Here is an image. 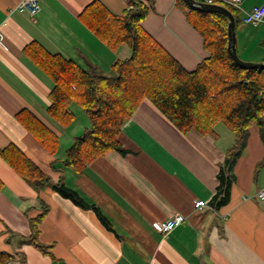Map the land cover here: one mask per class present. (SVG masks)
Segmentation results:
<instances>
[{
    "label": "crops",
    "instance_id": "0c3cea01",
    "mask_svg": "<svg viewBox=\"0 0 264 264\" xmlns=\"http://www.w3.org/2000/svg\"><path fill=\"white\" fill-rule=\"evenodd\" d=\"M20 1L0 0V148L14 144L53 181H63L97 205L113 230L50 186L38 190L0 156V251L15 254L8 264H264V200L257 196L264 191L260 128L250 126L233 167L230 199L219 209L209 202L234 136L219 124L217 138L183 133L146 98L121 127L124 153L108 151L81 173L62 170L66 149L88 119L76 104L68 126L49 115L53 82L24 54V46L36 40L98 74H108L131 48L109 49L81 21L79 13L93 0H39L35 15L16 10ZM99 1L113 13L126 7L125 0ZM142 1L149 8L143 28L185 69L194 70L209 57L177 0ZM260 4L264 0H243L241 7L247 11ZM236 48L246 61H264V20L256 27L241 22ZM22 110L59 134L53 154L18 119ZM196 200L207 203L195 209ZM41 202L49 206L39 225V241L51 246L47 254L24 240L30 235L27 213L34 214ZM177 213L187 221L160 234L157 222Z\"/></svg>",
    "mask_w": 264,
    "mask_h": 264
},
{
    "label": "trees",
    "instance_id": "16d2710c",
    "mask_svg": "<svg viewBox=\"0 0 264 264\" xmlns=\"http://www.w3.org/2000/svg\"><path fill=\"white\" fill-rule=\"evenodd\" d=\"M125 1L121 13H113L101 1L93 0L78 15L109 49L114 51L121 44L130 46L131 55L116 61L108 74L85 70L36 40L23 48L24 54L53 82L49 115L68 126L75 119L72 105L76 104L88 119L83 133L74 137L66 149L60 167L81 173L108 151L124 153L119 141L121 127L146 98L183 133L195 130L217 138L215 127L223 124L233 134L234 143L226 149L219 165L218 184L209 202L219 209L230 199L233 167L246 146L250 126L260 128L264 143V68L243 69L232 61L227 51L225 15L192 9L177 0L210 54L189 71L143 28L148 6L142 0ZM222 5L233 13L237 31L241 24L239 12ZM17 116L41 146L53 154L59 145V134L30 111L22 110ZM0 156L38 190L50 186L78 207L92 210L105 228L113 230L97 205L63 181H53L14 144L0 148ZM48 209V204L41 202L34 214L27 213L30 235L24 239L46 254L51 246L39 241V225ZM14 257L13 253L0 251V264H8Z\"/></svg>",
    "mask_w": 264,
    "mask_h": 264
},
{
    "label": "built area",
    "instance_id": "2783aa9c",
    "mask_svg": "<svg viewBox=\"0 0 264 264\" xmlns=\"http://www.w3.org/2000/svg\"><path fill=\"white\" fill-rule=\"evenodd\" d=\"M207 4H227L231 6L233 9L240 12L241 22L244 24H248L251 26H258L264 20V4L255 5L251 7L249 10L244 11L241 7V3L243 0H198ZM16 10L21 12H27L31 15H35L40 10L39 0H21L17 6ZM3 43L2 36L0 34V45ZM257 196L264 200V191L260 190L257 193ZM207 202L204 200H196L194 201L193 207L195 209H199L204 206ZM187 221V217L183 214L177 213L173 216L159 221L156 224V227L160 234L166 235L173 231L176 227L184 224Z\"/></svg>",
    "mask_w": 264,
    "mask_h": 264
},
{
    "label": "water",
    "instance_id": "95a60500",
    "mask_svg": "<svg viewBox=\"0 0 264 264\" xmlns=\"http://www.w3.org/2000/svg\"><path fill=\"white\" fill-rule=\"evenodd\" d=\"M186 5L192 9L196 10H207L214 11L225 15L228 19L227 22V51L232 59V61L243 69H252V68H264V61L262 62H253L245 61L240 58L236 48V30H235V19L233 13L225 6L221 4H207L198 0H183Z\"/></svg>",
    "mask_w": 264,
    "mask_h": 264
},
{
    "label": "rangeland",
    "instance_id": "374dc122",
    "mask_svg": "<svg viewBox=\"0 0 264 264\" xmlns=\"http://www.w3.org/2000/svg\"><path fill=\"white\" fill-rule=\"evenodd\" d=\"M243 57V56H242ZM241 58V57H240ZM242 59V58H241ZM244 60V59H243ZM246 61V60H245ZM218 128H223L224 130H227V132H229V134H232L230 131H228V129H226V127L223 124H219ZM233 136V134H232Z\"/></svg>",
    "mask_w": 264,
    "mask_h": 264
}]
</instances>
